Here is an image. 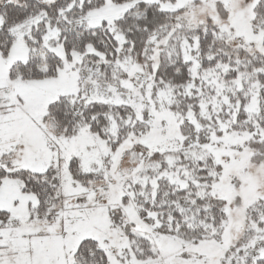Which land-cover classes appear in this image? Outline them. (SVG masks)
<instances>
[{"label":"snow or ice","instance_id":"1","mask_svg":"<svg viewBox=\"0 0 264 264\" xmlns=\"http://www.w3.org/2000/svg\"><path fill=\"white\" fill-rule=\"evenodd\" d=\"M0 264H264V0H0Z\"/></svg>","mask_w":264,"mask_h":264}]
</instances>
